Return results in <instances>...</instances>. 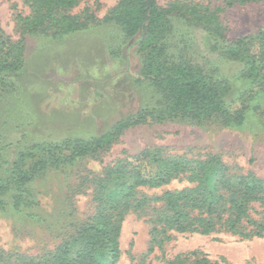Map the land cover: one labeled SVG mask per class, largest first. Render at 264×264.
<instances>
[{"label":"trees","instance_id":"obj_1","mask_svg":"<svg viewBox=\"0 0 264 264\" xmlns=\"http://www.w3.org/2000/svg\"><path fill=\"white\" fill-rule=\"evenodd\" d=\"M80 1L25 0L29 12L13 14L18 40H9L0 28V98L6 83L12 85L22 75L25 36L55 38L95 23L114 24L125 40L132 41L140 67L137 73L125 70V78L143 95L138 97L135 111L122 115L102 133L29 139L24 131L14 137L0 131L1 215L17 216L21 221L38 219L33 212L37 201L32 186L37 174L46 168L72 166L87 153L111 145L124 129L145 120L200 122L219 116L224 126L239 127L249 113L264 119V49L253 48L262 41L264 31L251 44L250 35L229 41L219 17L221 9L262 0H224L222 7L192 1L161 7L157 0H118L101 19L87 8L71 13ZM173 14L201 27L208 49L242 66L248 86L241 94L230 97L229 82L195 61L184 41L177 51H170ZM193 150L188 147L182 153H171L161 147L145 148L117 159L91 179L92 206L80 222L63 227L55 244L35 254L0 249V264H116L121 256V225L130 212L146 216L151 224L143 259L155 249L161 250L172 233L264 238V179L227 165L217 154L199 155ZM172 181L184 185L159 195L138 190ZM163 264L218 262L194 250L163 257Z\"/></svg>","mask_w":264,"mask_h":264},{"label":"rangeland","instance_id":"obj_2","mask_svg":"<svg viewBox=\"0 0 264 264\" xmlns=\"http://www.w3.org/2000/svg\"><path fill=\"white\" fill-rule=\"evenodd\" d=\"M117 1L81 0L71 13L87 8L101 19ZM177 1L222 7L224 0H157L161 7ZM16 11L29 12L25 0H0V28L11 41L19 38L13 16ZM219 17L227 40L250 35L251 44L256 34L264 31V0L221 9ZM172 22L171 52L184 41L195 61L229 82L230 97L247 88L242 66L208 49L201 27L185 23L179 15H174ZM253 48L264 49V37ZM23 54L22 75L12 85L6 83L0 98V131L10 136L19 131L26 132L29 139L102 133L122 115L135 111L138 97L143 95L125 78L127 72H138L140 57L132 41L125 40L114 24H90L55 38L27 35ZM156 147L171 153L192 147L194 154H217L227 165L264 179V119L258 113H249L239 127L224 126L219 116L200 122L145 120L124 129L111 145L87 153L72 166L46 168L37 174L32 186L37 201L33 212L38 219L21 221L17 216L0 214V249L35 254L51 247L63 227L80 222L91 209L90 181L94 176L127 154ZM183 185L172 181L159 188L138 190L159 195ZM150 226L144 215L130 212L125 216L119 237L121 256L116 264H163V257L170 259L194 250L218 264L264 263V238L239 239L228 233H172L161 250L155 249L143 259Z\"/></svg>","mask_w":264,"mask_h":264}]
</instances>
